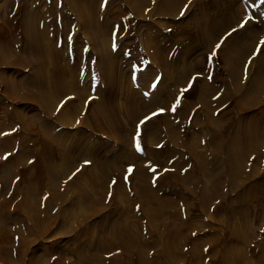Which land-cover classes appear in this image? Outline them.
I'll return each instance as SVG.
<instances>
[{"label":"rangeland","instance_id":"rangeland-1","mask_svg":"<svg viewBox=\"0 0 264 264\" xmlns=\"http://www.w3.org/2000/svg\"><path fill=\"white\" fill-rule=\"evenodd\" d=\"M124 1L125 0H115L113 3H110L108 10L114 8L113 11L115 14L111 15L108 11H106V9H103L105 11V15L96 23L98 24L96 25L98 28L100 24L99 36L103 38V40H106V49L110 50V54L108 52V56L115 53L111 56L112 59H117L115 61L113 60V65L112 63H107V66L104 62H99V55L90 52L93 44L92 41L90 42L88 40L90 38L89 33L81 27L79 20H77L75 16L70 17V19H66V22L69 21L67 23L69 25L66 26L77 28V31H65L64 33L59 32L58 35L54 36L55 38L44 39L46 42H54V44L59 40L61 42L64 41V46L60 50L61 55L63 54V58L61 57V60L59 61L60 69L55 73V77L63 81V88L66 95L62 94L59 96L61 97L60 99L57 98L54 99L55 102L52 101L55 106L50 112L42 110L43 113L41 114L39 112L40 108L38 107V104L31 103L32 100H30V96L27 94V89L23 90V88H19V86L21 87L20 78L34 72L35 67H21L18 64L20 57H14L12 59V55L9 56L11 59L8 62L3 64L0 63V137H3L4 140L0 139L5 141L4 143L6 145L9 146L11 144L10 146H12H9L10 149H12L5 153V157L2 156L4 161L7 160V162H5V165L0 164V171L4 173L6 170L5 167L10 165L11 170H6L7 180L9 181L11 177L14 176V184H12V187L8 185V187L6 186L0 189V264H34V262L35 264H66L65 262L70 264H81L82 262H85V258L90 255H99L100 258L103 259L101 262L104 261L101 264H264L262 263L264 262V258H262L261 255V253L264 252V194H262L264 193V190H261L264 189V184H257L258 180L264 179V168H262L264 167V163H260L256 159L251 160L242 156L240 158L241 161H238L237 164V170L239 173L237 172L238 175L235 179L236 182H234L233 185L224 180L225 177L224 174H222L223 172L219 173V179L216 177L217 180H213V178L211 180L209 174H201L203 178L202 181L204 180L203 185L208 183L205 187L215 188L214 186H217L219 181L221 184L218 185V190H220L221 186L224 187L219 191V193L221 192V196H216L215 200L209 199L210 201L208 200V205V201H202V197L199 199L198 196H200V194L194 189V186L196 185L189 186L187 182H182L181 178L178 176L180 171L183 170V167L180 169L183 164L178 163L177 161H180L182 157L189 158L197 151L199 153L204 151L202 153L206 152L209 154L208 152L213 150L211 144H204L201 140L202 137H206V133L210 135L212 128L208 125V121L206 120V116L204 114L205 111L202 109L203 111L200 112L202 106L201 102L204 101H196L199 89L204 86L203 91L205 94H208V92L214 90L213 88L216 86L220 90V93H225L229 81L228 75L226 74V67L229 63L220 57V48L216 50L215 55H211L215 48L210 52L203 44L202 36L199 33L196 34L192 26H189L188 24V27L192 30L185 29L184 31L180 29L182 27V21H186L187 18L190 19L192 15L198 16L200 5L186 3L185 5L187 6L184 5L185 7L183 6L182 10L184 14H180L179 16L177 15L178 18L172 23L171 20L173 18H170L171 16L168 17V15H162L158 12V10H153L151 12L148 11V14L142 13L138 14L140 16H136L130 7H128L129 5H126L127 2ZM243 1L244 0H235V3L237 5H242L241 3ZM251 1L253 2L254 0ZM202 3L210 13L215 10V7L210 6L207 0H202ZM120 7H124L123 10ZM68 9H65L63 4L58 3L53 9L54 14H51L46 0H0V43H8V41H11L13 46L18 50L23 47L25 44V36L21 27V20L22 17L27 14L26 12H28V18H30V20L36 21V27L38 26L42 31L46 32V30L49 29L48 31H50L51 29V21L58 19L59 21L61 20V22H64V11L70 13L72 11V9ZM251 17V24L253 23V30L251 31L256 34V31H258L257 28L260 27V20L264 19V12H260L258 8H255L254 15ZM66 26L65 30L68 29V27L66 29ZM81 34L84 37H82ZM58 36L60 37L59 40L57 39ZM114 39L117 46L115 50H113ZM147 39L148 42L146 43ZM221 41L223 40L218 39L219 43ZM48 43H45V45ZM159 44L161 45V48H164L160 50L162 55L160 52V55L159 53L156 55V46L159 47ZM46 53L48 54V61H51L52 58H49L51 56L47 50ZM23 54L21 56L26 57V55ZM112 59H110V61H112ZM153 59H157V62L158 59H162L163 62L168 60V64L170 62V64L173 65L171 66L169 64L171 66L170 67L165 64L164 70L166 71H164ZM50 61L47 62L49 66L51 65ZM154 61L157 64H155ZM183 63L186 66L181 67ZM197 64L200 66H197ZM100 65H102V69ZM189 65L193 66L192 68L195 67L194 70H192ZM173 66L175 70L173 69ZM177 67L179 68L176 70ZM180 67L181 70H179ZM188 67L192 71L188 70ZM51 70L52 69L48 70L46 67L43 72L45 79L53 77V72ZM115 71L118 72L116 73ZM163 71L165 73H163ZM171 71L173 72L171 73ZM239 71L241 70H238V74L240 73ZM119 72H121V74ZM192 72H196V75L195 73L193 74L195 77L191 75ZM103 73H106L107 76ZM145 73H152L154 75L151 74L150 77V74L146 75ZM246 73L252 74V68H246ZM102 74L105 78L104 76L102 77ZM182 74H187L185 78L188 76L186 78V81H188L184 86V89L188 90L182 91L180 89L179 93H176L177 95H175L173 92H175L176 89H173L174 85H171V82L175 79V75L177 79L178 76H183ZM163 75H167L168 78L164 81L165 85H162L163 87L158 90V85L162 81L161 77H163ZM169 75H171V78ZM100 76L102 78H100ZM113 76L116 77V79ZM117 76H120L121 78ZM197 76L198 78H196ZM105 79L108 80V82L106 85H103L106 83ZM117 79H120V81ZM167 79H170V81ZM72 80L75 81L72 82ZM178 80L180 81L179 78ZM205 82L208 83L205 84ZM98 83H100L101 87ZM108 83L110 84L108 85ZM76 84H79L78 86H80L79 88L81 91L83 90V92L87 94L88 100L85 99V101L84 99H80L78 95L74 93L75 88L72 86ZM130 84H132V86ZM141 84H143V86ZM154 84L155 87H153ZM48 85H50V83H48ZM95 85L99 86V88ZM207 85H210L211 87L208 86L207 89ZM133 86L141 89H143V87L146 88L142 94H150L153 97L149 95L146 96L145 94L143 97L146 96L148 98L151 97V99H156L151 100L154 102V104L152 103V107L149 105L150 108L148 107L147 109L146 105L139 102L137 98H135L134 101L128 102L126 97L128 96V93L131 92L130 89L131 87L133 88ZM114 87L115 89H113ZM121 87L124 89H121ZM102 88L104 89V92ZM107 89L108 92L114 91L112 93L110 92L111 94L109 95L110 97L112 95L113 101L107 98L109 96L105 95V91ZM117 89H119L118 92ZM156 91H158L157 93H160V95L155 93ZM162 91L165 93L163 92V94ZM167 91L168 93H166ZM169 91L172 94H170ZM96 92L99 95L102 94L100 96L101 99L98 94L96 95ZM211 92L207 95L209 98L211 97ZM120 93H122L123 96ZM113 95L115 96L113 97ZM172 95H179L180 97H178L180 99ZM138 96H140L139 93ZM170 96H172L173 101L176 98L177 101L179 99V103L176 102L179 107L175 104L176 106L174 108L177 112L174 111L175 114H173V116L171 115L172 117H175H169L168 120L166 119L168 121L167 122L163 119L165 118V114L162 108ZM103 98L106 99L107 103ZM158 101L159 105L161 104L162 106H158L156 104ZM136 102L138 105L140 104L139 107ZM210 102H221L220 104H222V101ZM237 102L238 101L235 100L229 102L225 101V104L223 106L221 105L222 108L220 107V110L230 111L227 112V119L225 118L226 121L225 119H223L224 121L221 120L222 125L220 133L222 135V139H228L231 135H233L234 129L241 117L243 120H246L251 113L252 119L254 118V120L264 117V110H262L264 109V97L259 100L256 108L248 115H243V113H240L239 108L236 109ZM234 103H236V105ZM155 104L157 105L156 107ZM231 104L232 106L233 104L235 105L233 110L230 108L228 109ZM111 106H115V108ZM10 107L13 112L15 111L14 113L17 112L16 117H20V119L17 117L16 122L11 123L8 117H6ZM141 107L143 110L145 109L144 112ZM115 109L116 111H119V113L114 112ZM186 110L188 111L187 114L184 112ZM154 113L156 115H153ZM181 115H184V117L182 116V120L180 118ZM187 116L188 118H186ZM184 119H188L186 123L189 121V124H186L185 127H180L182 121L185 123ZM141 121H144V123H141ZM163 121L164 123L166 122V124L170 123L172 125L171 127L173 129V133L176 131L174 135L169 132L167 133L165 130L163 132L160 131L161 129L159 130L160 132L158 131ZM9 122L10 125L8 124ZM114 123L121 124L123 126L122 129H115L117 125L114 126ZM173 127L176 130H174ZM51 128L54 129L55 133L63 135V145L67 144L68 146L72 141L75 140V142H78L79 140V148L77 150L74 149V152L77 155V158L74 160V165L84 166L85 169H95L92 164L87 163L88 157H91L94 152H96V154L98 153L97 155H105L106 157L115 154L134 156L135 158L132 157L134 158L132 159L133 161L125 158V161H119L118 163L115 161L117 164L114 163L115 166H121L123 169L122 171H124V175L126 174V176H124V182L126 183L123 182L124 184H122L119 189L116 187L117 191L114 187L116 184L115 180L108 181L106 188L103 183L102 186H93L86 177L85 171H80L78 168H76L75 171L73 170L74 172L72 171L68 174L67 172L69 170L65 169L64 163H61L59 158L60 149L57 146L49 148V145L46 143V140H48L50 136L49 133L44 131L45 129L49 130ZM124 128H126V130H124ZM177 128L184 129L178 130ZM3 129L8 131H4ZM5 134L11 135L5 138ZM208 134L207 137H209ZM255 134L254 135L257 136V133ZM51 135H53L54 139V133ZM138 135L140 140L139 151L135 146V138ZM259 135L260 134H258L256 139L253 137L252 142H254L255 146L259 147L262 153H264V149H262L264 148V144H262L264 143V140H262L264 139V136L260 135V140ZM235 137L237 138L238 143H236L235 148L237 153L236 157L238 159L239 155H242L241 153H244L245 155L248 153L246 149V145L248 143L247 140L241 138L243 135L240 136L239 132H236ZM131 139L133 143L130 141ZM192 144L194 145L196 152H194V150H189L190 147H192ZM261 145L262 148L260 147ZM43 147H45L44 152L46 151L45 149L48 148L47 150L50 151V156H52L54 160V167H56L60 177L62 176V178L65 179L63 183H60L57 189H53L51 191L49 190V180H51V176L49 175L48 170H46L47 164L44 162L42 156ZM183 147L186 151V156L184 149L182 150ZM243 148L245 150H243ZM241 149L243 150L242 152ZM179 153L180 155L178 157L177 155ZM183 154L184 156H182ZM166 155L168 159H166ZM18 156H23V158H19ZM153 156L157 159L155 160ZM151 157L154 161H159L160 163L154 171L148 167V164L143 162V160H146V163H152L153 159ZM174 157L175 159H173ZM243 158L247 161L243 160ZM187 160L188 159H185L184 161ZM220 160H225L223 150L219 152L218 162V171L221 166L223 168H221V171H223L227 167L224 168V161L221 163ZM1 161L2 160L0 159V162ZM30 161L32 162L30 163ZM126 161H130L128 162V165H126ZM175 161L176 163L174 164ZM131 162H134L135 164H131ZM171 164L173 165L171 166ZM247 164H249L248 167ZM139 165H142L141 167H143L142 171L144 173H150V179L152 182L154 178L157 177L158 179L162 176L160 178L161 184L169 188L167 191H164L162 187L154 188L156 185L154 186L150 181V188H152L150 190H157V192L154 191V193L157 195L159 194L158 198L157 195L154 194L155 196L153 199L155 200H151V203L146 199V197V200H144V197L142 198L139 188L140 185H144L142 183L147 181H143L134 174ZM176 165H178L179 169H177V167L175 168ZM196 165L197 164L195 163V165L191 167L193 168L192 172H194V168H197ZM160 166H162V168L164 166H168V168L165 167L167 170L164 168L162 170ZM171 167L173 169H171ZM206 167L212 169L211 167H213V165L210 163L207 164L205 168ZM238 167H240V169H238ZM250 168H252V171L256 170L254 172L255 175L253 174L252 178L250 177L249 180L242 182V173L245 174L247 171L249 172ZM129 169H131V171H129ZM189 170L188 173H191ZM162 171L164 174H159V172ZM166 171L168 174L172 171L173 174H171L179 180L174 176L173 178L171 174L169 175H171L172 178L168 176ZM240 173L241 175L239 176ZM181 174L179 175L182 176ZM238 176L240 178H238ZM71 179H75V182L73 180L71 181ZM169 179H172V181L170 182ZM164 180L165 183L162 182ZM167 181L170 182V186H168L169 182L167 183ZM221 181H225L223 182V185L225 184L227 187L223 186ZM214 182L217 183L214 184ZM145 184L148 185L149 183ZM78 185H80L83 190L88 189V191H85L91 193L90 196L97 198L94 199L92 206L84 197L83 190L78 189ZM232 186L234 187L231 188ZM259 187H262L260 188V191ZM103 189H108L109 196L102 200L100 195H102L101 192ZM225 189L227 191H225ZM255 189L257 191H255ZM1 190H3V192H1ZM96 190L97 193H99L98 191L100 190L101 194L95 193ZM112 190H115L116 193L115 191L112 193ZM119 190L122 191L120 192ZM165 192L167 193L165 194ZM233 192L236 193V195H234L235 193L233 194L235 197L231 195ZM243 192H246V196ZM33 194L34 198H32ZM114 194H116V196ZM184 195L185 197H183ZM243 196L247 199L245 198L244 200ZM30 197L34 199V201H32ZM239 197L243 200H240ZM39 198H42L41 200L47 199V201H50L52 209L48 212L50 215L48 218L41 220L37 225H35L34 222L29 219L31 215L29 214L30 210L26 209L28 208L26 201L30 203L32 201V203H36V206H38ZM24 199L27 200L25 201ZM236 200H239L238 205L235 204L237 202H234ZM246 200L248 202H245ZM242 201L245 202V204L242 203ZM203 203L206 204L204 206L200 205ZM156 204L157 206H154ZM201 206L202 208H200ZM207 206L210 209H207ZM156 207H159V209ZM162 207L165 208L163 209ZM178 207H182L181 210ZM169 208L170 210H168ZM151 209L152 212L149 211ZM25 219L27 222L33 223L29 224L31 229H28V224H24L21 226L22 228L19 227L21 221H24L25 223ZM123 222L128 226V230L130 231L128 234L132 237L136 236L135 239L134 237L129 238L125 235H120L122 238L118 237L117 240H115L116 238L111 237L115 229H113L114 225L118 226V224H120L119 226L122 227L121 225ZM173 224H175V227H173ZM112 239L117 241L118 245L115 244V241L113 244ZM131 240L133 244L131 243ZM138 242L141 244L139 245ZM110 244L112 245L110 246L112 247L111 249L109 247ZM125 244L129 245L127 246ZM129 246L130 248H128ZM96 248H98V250ZM141 248L144 251H141ZM126 249L130 252L129 254H127ZM138 253H142L141 256ZM165 255L168 256L165 257Z\"/></svg>","mask_w":264,"mask_h":264},{"label":"bare ground","instance_id":"bare-ground-1","mask_svg":"<svg viewBox=\"0 0 264 264\" xmlns=\"http://www.w3.org/2000/svg\"><path fill=\"white\" fill-rule=\"evenodd\" d=\"M115 0H46V3L48 4V8H49V10H50V12H51V14H54V11H53V9H54V7H55V5L56 4H58V3H61V4H63L64 5V8L65 9H72V11H71V13L70 12H65L64 11V13H65V19H64V22H61V20L59 21L58 19L57 20H55V21H51V23H50V26H51V29H50V31H48V30H46V32L45 31H42L38 26L36 27V21H32V20H30V18H28V12H26L27 14L26 15H24L23 17H22V20H21V27H22V29H23V34H24V36H25V44L23 45V47L22 48H20L19 50L17 49V48H15L14 46H13V43L11 42V41H8V43H0V63L1 64H3V63H6V62H8L10 59H11V57H9L10 55H12V59L15 57H20V61H19V65L21 66V67H24V68H26V67H28V66H31L32 68L33 67H35L34 68V72H31V73H29V74H27L26 76H23L22 78H20V85H21V87L19 86V88H23V90H25V89H27V94H28V96H30V100H32L31 101V103L32 104H38V107L40 108V110H39V112L42 114L43 113V111L42 110H44L45 112L46 111H48V112H50L51 110H52V108L55 106V104L52 102V101H54V99H57V98H61V97H59L60 95H62V94H65V91H64V88H63V81L62 80H59L57 77H55V73L60 69V65H59V61L61 60V57L63 58V54L61 55V49L63 48V46H64V41H60L59 40V36L57 37V39L60 41H58V42H55V44H54V42L52 43L51 41V43H48V42H46V40H44V39H50V38H55L54 36L55 35H58L59 34V32L61 33V32H65V31H77L76 29L77 28H72V26H66V25H69V24H67L68 22H66V19L67 18H69L70 19V17H73V16H75L76 17V19L77 20H79V22H80V25H81V27L83 28V29H85V30H87V33H89V36H90V38L88 39L90 42L92 41V44H93V46H91V53H95V54H98L99 55V57H100V60H99V62L101 61V63H103L104 62V64L105 65H107V63H109V64H111L112 62H113V60L115 61V60H117V59H112L111 58V56L113 55V54H115V53H113L112 55H109L108 56V52L110 51V50H108V49H106V46H105V44H106V40H103V38H101L99 35V28H100V24H99V28L96 26V25H98V24H96L97 22H98V20H100V19H102V17L105 15V9H106V11H108V13L109 14H115V12L113 11V9H111V10H108V7L110 6V3H113ZM123 1V0H122ZM126 2H127V4L126 5H129L128 7H130V9L135 13V15L137 16L138 14H142V13H147L148 11L149 12H151V11H153V10H158V12H160L162 15H168V17H170V18H173L172 20H171V22L173 23V21L175 20V19H177L178 18V16L181 14V12H182V10H183V6L186 4V3H188V4H196V5H200V11L198 12V16L197 15H192V17L189 19V18H187L186 19V21L184 20V21H182V23H181V25H182V27L180 28L181 30H184L185 31V29L186 30H188V29H190L189 27H188V24H189V26H192L193 27V29H194V32L197 34V33H199L201 36H202V42H203V44L208 48V50L211 52V50H213L214 48H216V45L217 44H220L221 46L219 47L220 48V57L224 60V61H227L229 64H228V66L226 67V74L228 75V85H227V90L225 91V93H220V90L215 86H213L214 88V90H211L210 92L212 93L211 94V97L209 98L207 95L210 93V92H208V94L206 93L205 94V92L203 91V87L202 88H200L199 89V91H198V94H197V100L196 101H204V102H201L200 104L202 105L201 106V111L200 112H202L203 110L205 111V116H206V120L208 121V125H210L209 127H211L212 128V132H210V135L208 134V133H206L205 135H206V137L204 136V137H202V139L200 138V136H202V135H200L199 136V138L202 140V142H204V144L206 143H208V144H211L212 145V148H213V150L211 151V152H208L209 154H207L206 152L205 153H202V152H204V151H202L201 153H199L198 151L196 152L195 150V148H194V145L192 144V147H190V149L189 150H191V151H193L194 150V152H196V153H193V156H190L189 158L188 157H184L185 159H188L187 161H184L185 159L182 157V159L180 160V161H177L178 163H181V164H183V165H181V168L180 169H182V167H183V170L182 171H180V173L179 174H181L182 176H180L179 174H178V176L181 178V181L182 182H187V184L189 185V186H193V185H196V186H194V189L195 190H197L198 192H199V194H200V196H198L199 197V199H200V197H202L201 199H202V201H208L209 199L210 200H215V197L216 196H221V192L219 193V191L221 190V188H224V187H222L221 186V188H220V190H218V185H220L221 183H220V181H219V184L217 185V186H214L215 188H209V187H205L206 185H208V183L207 184H205V185H203V181H202V176H201V174L203 175H205V174H209V176L211 177V180H212V178H213V180H217L216 179V177L218 178V176H219V173L221 172H223L222 174H224V177H225V181H228L229 182V184L231 183L232 185H233V183L234 182H236L235 181V179H236V177H237V172L239 173V171L237 170V164H238V161L240 162L241 160H240V158L243 156V157H245V158H247V159H256L258 162H262V163H264V153H262V151H261V149L259 148V147H256L255 146V144H254V142H252L253 141V137L256 139V137L258 136V134H260V135H262V136H264V126H262V125H264V117H261L260 119H258V120H254V118L252 119V113L250 114V116L248 117V119L246 118V120H243V118L241 117V119L238 121V123H237V125H236V127H235V129H234V133H233V135H231V137L230 138H228V139H225V138H223L222 139V135H221V133H220V129H221V125H222V122H221V120H223V119H225L226 118V115H227V112H230L229 110L228 111H225V110H220V107H221V105L223 106L224 104H225V101H238L237 102V105H236V103H234L235 105H236V109L237 108H239L238 110L240 111V113H243V115H248L250 112H252L255 108H256V106L258 105V103H259V100H261L262 99V97H264V45H262L261 44V41H264V19H262V20H260L261 22L259 23L260 24V27L259 28H257V30L258 31H256V34H254V33H252V31L251 30H253V28H252V25H253V23L251 24V16H253L254 15V12H255V8H258L259 9V11L260 12H264V0H254L253 2L251 1V0H244L241 4L242 5H237L236 3H235V0H207V2H208V4L210 5V6H213V7H215V10L212 12V13H210L209 11H207V9H206V7L203 5V3H202V0H125ZM124 1V2H125ZM120 3V2H119ZM141 3H142V5H141ZM122 5V4H121ZM125 5V4H124ZM125 5V6H126ZM114 6V5H113ZM112 6V7H113ZM123 6V5H122ZM185 6H187V5H185ZM184 6V7H185ZM51 7H52V10H51ZM141 7V8H140ZM120 8H122V7H120ZM124 8V7H123ZM123 8H122V10H123ZM68 9V10H69ZM104 9V10H103ZM121 10V9H120ZM116 12H118V11H116ZM157 12V13H158ZM63 13V14H64ZM107 13V12H106ZM133 14V13H132ZM148 14V13H147ZM178 15V16H177ZM135 16V17H136ZM138 16H140V15H138ZM262 16V15H261ZM111 18V17H110ZM68 19V20H69ZM238 19V20H237ZM237 20V21H236ZM240 21V22H239ZM245 21H247V23H245ZM253 22V21H252ZM53 23V24H52ZM64 23V24H63ZM77 23V22H76ZM244 24V27H240V25L241 24ZM251 24V25H250ZM179 25V24H178ZM65 26H66V29H67V27H68V29L67 30H65ZM178 27H180V26H178ZM233 29H235V31H233ZM190 30H192V29H190ZM255 30V29H254ZM81 31V30H80ZM79 32V31H78ZM82 32V31H81ZM83 32H85V31H83ZM68 33V32H67ZM86 33V32H85ZM78 34H80V33H78ZM82 35V34H81ZM87 35V34H86ZM82 37H84L83 35H82ZM84 39V38H83ZM148 39H149V37H148ZM148 39H147V41H146V43L148 42ZM218 39L220 40H223V41H221L220 43L218 42ZM85 40V39H84ZM45 41V42H44ZM88 41V42H89ZM87 42V43H88ZM45 43H48L47 45H45ZM161 44V43H160ZM159 44V47H157L156 45V55H157V53H159L160 52V50L161 49H164V48H161V45ZM107 45V44H106ZM14 47V48H13ZM164 47V46H163ZM81 48H82V46H81ZM160 48V49H159ZM46 50L48 51V53H49V55L51 56V57H49L50 59L52 58V60L50 61V66H49V64H47V62H49L48 61V54L46 53ZM89 51V50H88ZM63 52V51H62ZM25 54L26 55V57L24 56V57H22L21 55L22 54ZM87 53V52H86ZM112 53V52H111ZM161 53V52H160ZM160 53H159V55H160ZM163 53H164V50H163ZM166 53V52H165ZM5 54H9V55H5ZM23 54V55H24ZM85 54V53H84ZM109 54H110V52H109ZM118 54V53H117ZM86 55V54H85ZM161 55H162V53H161ZM116 56V55H115ZM118 56V55H117ZM109 57H110V59H112V61H110V59H109ZM158 57H160V56H158ZM165 57L167 58V56L165 55ZM120 58V57H119ZM160 59V58H159ZM158 59V62H157V59H153V60H155L154 62H155V64H157V65H159L160 67H161V69H163L164 70V65L166 64V65H168V66H170L171 64H170V62H169V64H168V60L166 61L165 60V62H163L162 61V59L161 60H159ZM169 59V58H168ZM200 60H201V58H200ZM196 62H199V61H196ZM100 63V64H101ZM116 63V62H115ZM115 63H114V65H115ZM226 63V62H225ZM192 64V63H191ZM103 65V64H102ZM102 65H100V67L102 66ZM112 65H113V63H112ZM111 65V66H112ZM173 65V64H172ZM171 65V66H172ZM175 65H177V64H175ZM201 65H202V62H201ZM99 66V65H98ZM108 66V65H107ZM110 66V67H111ZM158 66V67H159ZM170 66V67H171ZM183 66H186V65H184V63H183V65L181 66V67H183ZM193 66H194V64H193ZM193 66H190L189 65V67H193ZM197 66H200V65H198L197 64ZM46 67L48 68V70H50V69H52L51 71L53 72V77H50V78H47V79H45V77L43 76V72H44V70L46 69ZM170 67H168V68H170ZM181 67H180V69L179 70H181ZM188 67V70H190V71H192V70H194V68H192V70L190 69ZM248 67H251L252 68V74H247L246 73V68H248ZM179 67H177L176 68V70L178 69ZM198 68H200V67H198ZM225 68V67H224ZM101 69H102V67H101ZM158 69V68H157ZM173 69L175 70V68H174V66H173ZM169 70V69H168ZM238 70H241V71H239L240 73L238 74ZM103 71V70H102ZM120 71V70H119ZM164 71H166V70H164ZM163 71V73H165ZM116 72V71H115ZM114 72V73H115ZM118 72V71H117ZM116 72V73H117ZM151 72V71H150ZM173 71H171V73H172ZM175 72V71H174ZM178 72V71H177ZM187 72V71H186ZM102 73V72H101ZM107 73V72H106ZM106 73L104 74L105 76H107L106 75ZM110 73V72H109ZM113 73V74H114ZM115 73V74H116ZM120 74H121V72H119ZM162 73V74H163ZM170 73V72H169ZM179 73V72H178ZM195 73V75H196V72H192V74L191 75H193ZM102 74V77L104 76ZM119 74V75H120ZM146 74V73H145ZM147 74H150V73H147ZM146 74V75H147ZM152 74V73H151ZM151 74H150V77H151ZM188 74V73H187ZM187 74H182L183 76H178V78L180 79V81L178 80V78L176 79V75H175V79L174 80H172V84L171 85H174V87H173V89L175 90V92H173V94H175V95H177L178 93H179V90L181 89V90H183L184 89V86H185V84H186V82L188 81H186V78L188 77H186L185 78V76L187 75ZM101 75V74H100ZM152 75H154V74H152ZM180 75V74H179ZM74 76V75H73ZM105 76H104V78H105ZM111 76V75H110ZM149 76V75H148ZM173 76V75H172ZM194 76V75H193ZM101 76H100V78H102ZM108 77H109V75H108ZM108 77H107V79H108ZM114 77V76H113ZM117 77H120V76H117ZM121 77H122V75H121ZM120 77V78H121ZM129 77V76H128ZM154 77V76H153ZM169 77L171 78V75H169ZM195 77V76H194ZM103 78V79H104ZM110 78V77H109ZM115 79H116V77H114ZM166 78H168L167 77V75H163V77H161V79H162V81L160 82V84L158 85V90H159V88L161 89L163 86L162 85H165L164 84V81H165V79ZM192 78V77H191ZM196 78H198V76L196 77ZM114 79V80H115ZM145 79V78H144ZM146 79H147V77H146ZM118 81H120V79H117ZM129 80V79H128ZM141 80H143V79H141ZM150 80V79H149ZM167 80H169L170 81V79H167ZM19 81V80H18ZM73 81H75V80H72V82ZM105 81H106V83L105 84H103V85H106L107 84V82H108V80H106L105 79ZM151 81V80H150ZM116 82V81H115ZM142 82V81H141ZM144 82V81H143ZM18 83V82H17ZM48 83H50V85H48ZM77 83V82H76ZM117 83H119V82H117ZM137 83H139V82H137ZM167 83V82H166ZM208 83V82H207ZM206 82H205V84H207ZM99 84V86H100V83H98ZM110 83H108V85H109ZM114 84V83H113ZM116 84V83H115ZM170 84V83H169ZM73 85V84H72ZM71 85V86H72ZM79 84H76V85H74V86H72V87H74L75 88V92L74 93H76L77 95H78V97L80 98V99H86V100H88V96H87V94L85 93V92H83V90L81 91V89L79 88L80 86H78ZM93 85V84H92ZM102 85V86H103ZM107 85V86H108ZM116 85H118V84H116ZM128 85V84H127ZM131 86H132V84H130ZM142 86H143V84H141ZM140 85V86H141ZM170 85V86H171ZM76 86V87H75ZM95 86H97V85H95ZM99 86H97L98 88H99ZM113 86H115V85H113ZM112 86V87H113ZM129 86V85H128ZM142 86H141V88H142ZM208 86L209 87H211L210 85H207L206 86V88L208 89ZM18 87V86H17ZM51 89H50V88ZM101 87V86H100ZM106 87V86H105ZM108 87H110V86H108ZM119 87V86H118ZM147 87V86H146ZM149 87V86H148ZM90 88L92 89V87L90 86ZM104 88V87H103ZM102 88V89H103ZM107 88V87H106ZM117 88V87H116ZM129 88V87H128ZM127 88V89H128ZM133 88H135L134 86H133ZM132 87H131V89H130V91L131 92H129L128 93V96L126 97V99H128V102L129 101H134V99L135 98H137L138 100H139V102H141L142 104H144V105H146V108L148 109V107H149V105H150V107H152V103L154 104V102H152L151 100L153 99H151V97L150 98H148V97H146V96H152V95H150V94H148V95H146V93H144L146 96V98L145 97H143V95L144 94H142L143 93V91L146 89V88H144L143 87V89H141V88H138V87H136L135 89H133ZM138 88V89H137ZM105 89V88H104ZM104 89H103V92H104ZM112 89V88H111ZM113 89H115V87L113 88ZM121 89H124V88H122L121 87ZM139 89H141V90H139ZM171 89H172V87H171ZM172 89V90H173ZM86 90V89H85ZM93 90V89H92ZM99 90V89H98ZM118 90L119 89H117V92H118ZM157 90V89H156ZM170 90V89H169ZM172 90H170V91H172ZM173 90V91H174ZM205 90V89H204ZM102 91V90H101ZM148 91V90H147ZM153 91H155V90H153ZM169 91V92H170ZM177 91V92H176ZM87 92V91H86ZM102 92V93H103ZM111 93L112 92H114V91H110ZM110 92H108V89L105 91V95H107V96H109L111 93ZM122 92V91H121ZM158 91H156L155 93H157ZM160 92V91H159ZM164 91H162V93H163ZM207 92V91H206ZM22 93V92H21ZM123 93V92H122ZM122 93H120L122 96H123V94ZM138 93H139V95L140 96H138ZM161 93V94H162ZM165 93V92H164ZM163 93V94H164ZM166 93H168V91L166 92ZM177 93V94H176ZM181 93H182V91H181ZM184 93V92H183ZM98 93L96 92V95H97ZM101 94V93H100ZM158 95H160V93H157ZM162 94V95H163ZM170 94H172L171 92H170ZM169 94V95H170ZM66 95V94H65ZM99 95V94H98ZM102 95V94H101ZM101 95H99V97L101 96ZM105 95H104V97H105ZM135 95H137V96H135ZM165 95H167V94H165ZM182 95V94H181ZM64 96V95H63ZM115 95H113V97H114ZM121 96V97H122ZM135 96V97H134ZM172 96H174V95H172ZM172 96H170L169 98H168V100H166V103L164 104V107L162 108L163 110H164V114H165V118H163V119H165V121H167L168 120V118L169 117H172L173 116V114H175L174 113V111L175 110H173V109H175L174 107L177 105L178 106V101H179V97L178 96H174V97H177V98H179L178 99V101H177V98L173 101V98H172ZM103 97V96H102ZM153 97V96H152ZM168 97V96H167ZM108 99H111L112 100V95H111V97L109 96V97H107ZM123 98V97H122ZM27 99H28V97H27ZM100 99H101V97H100ZM103 99H105V98H103ZM114 99V98H113ZM123 99H125V98H123ZM155 99V98H154ZM153 99V100H154ZM166 99V98H165ZM85 100V101H86ZM156 100V99H155ZM162 100V99H161ZM184 100V99H183ZM102 101V100H101ZM105 101H106V99H105ZM110 101V100H109ZM113 101V100H112ZM125 101V100H124ZM160 101V100H159ZM159 101L156 103L158 106H162L161 104L159 105ZM164 101V100H163ZM185 101H187V100H185ZM210 101H222V104H220L219 102H210ZM55 102V101H54ZM99 102V101H98ZM160 102H162V101H160ZM176 102H178L177 104H176ZM183 102V101H182ZM199 102H197V103H199ZM106 103H107V101H106ZM108 103H110V102H108ZM112 103V102H111ZM125 103H126V101H125ZM133 103V102H132ZM135 103V102H134ZM137 103V102H136ZM163 103V102H162ZM195 103V102H194ZM196 103V104H197ZM155 104V107L157 106ZM176 104V105H175ZM182 104V103H181ZM233 104V106H232V104H231V106L230 107H228V109L230 108L231 110H233L234 109V105ZM99 105H100V103H99ZM111 105V104H110ZM129 105H131V104H129ZM128 105V106H129ZM137 105H138V103H137ZM140 105V104H139ZM139 105H138V107H139ZM195 105V104H194ZM198 106H199V104H198ZM237 106H239V107H237ZM111 107H113V108H115V106H111ZM127 107V106H126ZM149 107V108H150ZM154 107V108H155ZM179 107V106H178ZM182 107V106H181ZM193 107V106H192ZM98 108V107H97ZM106 108V107H105ZM142 108V107H141ZM143 108H144V106H143ZM143 108H142V110H143ZM160 108V107H159ZM183 108V107H182ZM184 108H186V107H184ZM199 108V107H198ZM222 108V107H221ZM102 109V108H101ZM128 109V108H127ZM129 109H131V108H129ZM146 109V110H147ZM188 109V108H187ZM203 109V110H202ZM262 109V108H261ZM98 110V109H97ZM118 110V109H117ZM138 110H140V109H138ZM145 110V109H144ZM144 110H143V112H144ZM152 110H153V108H152ZM262 110H264V109H262ZM102 111H103V109H102ZM133 111V110H132ZM235 111V110H234ZM7 112V111H6ZM15 112V111H14ZM13 112V110H12V108L10 107V110L8 111V113H7V116L6 117H8V119L10 120V122L12 123V122H16L17 121V117H16V113H14ZM101 112V111H100ZM114 112H118L119 113V111H116V109L114 110ZM131 112V111H130ZM163 112V111H162ZM175 112H177V111H175ZM186 114H187V110L186 111H184ZM115 113V114H116ZM128 113V112H127ZM133 113H134V111H133ZM183 113V112H182ZM184 113V114H185ZM191 113V112H190ZM262 113V112H261ZM96 114V113H95ZM99 114V113H98ZM103 114V113H102ZM121 114V113H120ZM119 114V115H120ZM132 114V113H131ZM179 114V113H178ZM181 114V113H180ZM203 114V113H202ZM259 114H260V112H259ZM117 115V114H116ZM172 115V116H171ZM229 115V114H228ZM256 115V114H255ZM95 116H97V115H95ZM132 116V115H131ZM182 116L184 117V115H181V120H182ZM186 116V115H185ZM189 116V115H188ZM188 116L186 117V118H188ZM102 117V116H101ZM107 117V116H106ZM175 117V116H174ZM174 117H172V118H174ZM246 117V116H245ZM251 117V118H250ZM19 119H20V117H18ZM105 118V117H104ZM108 118V117H107ZM117 118V117H116ZM228 118H229V116H228ZM167 119V120H166ZM227 119V118H226ZM226 119H225V121H226ZM257 119V118H256ZM110 120V119H109ZM108 120V121H109ZM170 120V119H169ZM185 120V119H184ZM188 119H186L185 120V123L182 121L181 122V126L180 127H185L186 126V124H189L188 122L186 123V121H187ZM190 120V119H189ZM206 121V122H207ZM224 121V120H223ZM10 122L8 123L9 125H10ZM121 122V121H120ZM120 122H118V123H120ZM168 122V121H167ZM170 122V121H169ZM5 123H7V122H5ZM110 123V122H109ZM224 123V122H223ZM8 124H6V125H8ZM115 124V123H114ZM162 125H160V127H159V129H158V131L160 130V131H166L167 133L169 132V133H172L173 135H174V133L176 132H174L173 133V129H172V125L170 124V123H168V124H166V122L164 123V121H163V123H161ZM8 125V126H9ZM14 125V124H13ZM46 125V124H45ZM49 125V124H48ZM117 125V127H115V129L116 128H118L119 130L120 129H122V125L121 124H115L114 126H116ZM12 126V125H11ZM177 127V126H176ZM179 127V126H178ZM260 127V128H259ZM46 128V127H45ZM174 128V127H173ZM208 128V127H207ZM7 129V128H6ZM6 129H3L4 131H8V130H6ZM178 129V128H177ZM179 129H181V128H179ZM178 129V130H179ZM182 129H184V128H182ZM181 129V130H182ZM124 130H126V128H124ZM174 130H176L175 128H174ZM177 130V131H178ZM159 131V132H160ZM209 131V130H208ZM211 131V130H210ZM43 132V131H42ZM44 132H46V133H49V138H48V140H46V143L49 145V148L50 147H53V146H57L59 149H60V154H59V158H60V161H61V163H64V166H65V169L66 170H69L68 172L66 171V170H64V171H66L68 174L70 173V172H72L73 170L75 171V169L76 168H78L80 171H85V173H86V177L89 179V181H90V183L93 185V186H102V183H103V185L107 188V185H108V181H110V180H115V185H114V187H115V189H116V187H118V189L121 187V185L122 184H124V183H126V182H124V176H126V174L124 175V171H122L123 169L121 168V166H115L114 165V163H118L119 161H125V158L126 159H134L135 157L134 156H129L128 154V156H126V155H124V154H121V155H119V154H115V155H111V156H109V157H106L105 155H103V156H100V155H97L96 154V152H94V154L91 156V157H88V161H87V163H90V164H92V166L96 169H92V168H90V169H85V167L84 166H78V165H74V160L77 158V155L75 154V152H74V149H78L79 148V140H78V142H75V140L74 141H72L71 143H70V145H68L67 146V144L65 145H63V142H62V139H63V135L62 134H60V133H55V131H54V129L53 128H51V129H45V131ZM161 132V133H162ZM165 132V133H166ZM236 132L238 133H240V136L241 135H243V137H241V138H244L245 140H247V145H246V149H247V154L245 155L244 153H241L242 155H239V157H238V159H237V153H236V143H237V138L235 137L236 136ZM53 134L54 133V139H53V135H51V134ZM255 133H257V136H255L254 134ZM57 134V135H56ZM207 134L209 135V137H207ZM11 134H5L4 135V137L5 138H7V136H10ZM254 135V136H253ZM260 135H259V139H260ZM81 136V135H80ZM45 137H46V135H45ZM124 137V136H123ZM1 139H3L4 140V138L3 137H0ZM0 139V159L3 161H1L0 162V164H4L5 165V162H7V160L6 161H4V158H2V156L3 157H5V153L7 152V151H9V150H11L10 149V147H12V146H8V145H6L4 142L5 141H2ZM125 140H127L126 138H124ZM254 139V140H255ZM200 140V141H201ZM241 140V139H240ZM261 140V139H260ZM262 140H264V139H262ZM102 141V140H101ZM105 141V140H104ZM130 141H132V139L130 140ZM129 141V142H130ZM199 141V140H198ZM238 141H239V139H238ZM256 141V140H255ZM201 142V143H202ZM262 142V141H261ZM12 143V142H11ZM122 143V142H121ZM132 143H133V141H132ZM135 143V142H134ZM198 143V142H197ZM200 143V142H199ZM9 144V143H8ZM103 144H104V142H103ZM128 144V143H127ZM238 144V143H237ZM262 144H264V143H262ZM123 145V144H122ZM259 145V144H258ZM104 146V145H103ZM196 146V145H195ZM201 146V145H200ZM205 146H207V145H205ZM241 146V145H240ZM240 146H239V148H240ZM243 146V145H242ZM196 147H198V146H196ZM238 147V146H237ZM261 148H262V145L260 146ZM44 148L45 147H43V150H42V156H43V159H44V162H46V164H47V169L46 170H48V173H49V175L51 176V180H49L50 181V186H49V190L51 191V190H53V189H57L58 188V186L60 185V183H63L64 181H65V179L64 178H62V176L60 177V174H58V171L56 170V167H54V165H53V162H54V160H53V157L52 156H50L51 154L49 153L50 151H48L47 149L48 148H46L45 150L47 151H45L44 152ZM100 148V147H99ZM98 148V149H99ZM186 149H188L187 147H185ZM98 149H97V151H98ZM124 149H126V148H124ZM184 149V147L182 148V150ZM262 149H264V148H262ZM54 150V149H53ZM75 150V151H76ZM223 150V152H224V158H225V160H223L224 161V164L223 165H225V166H223L224 168L225 167H227L226 169H224L223 171H221V168H222V166H221V168H220V170L218 171V167H219V165H218V162H219V152L220 151H222ZM243 150H245L244 148H243ZM242 149H241V152L243 151ZM57 151V150H56ZM91 151V150H90ZM121 151H122V149H121ZM184 151H185V149H184ZM184 151H183V153H184ZM209 151V150H208ZM238 151V150H237ZM41 152V151H40ZM78 152V151H77ZM92 152V151H91ZM163 152H165V151H163ZM171 152V151H170ZM170 152H169V154H170ZM175 152H177V151H175ZM245 152V151H244ZM39 153V152H38ZM46 153V154H45ZM121 153V152H120ZM167 153H168V151H167ZM173 153H174V151H173ZM238 153H240V152H238ZM169 154H167V155H169ZM172 154V153H171ZM134 155V154H133ZM148 155H150V154H148ZM167 155H166V157H167ZM179 155H180V153L177 155L178 157H179ZM187 154H186V151H185V156H186ZM190 155V154H189ZM41 156V157H42ZM159 156V155H158ZM172 156V155H171ZM182 156H184V154L182 155ZM19 157V156H18ZM132 157H134V158H132ZM154 157V159H155V156H153ZM170 157V156H169ZM221 157V156H220ZM19 158H23V156L22 157H19ZM152 158V157H151ZM164 158V157H163ZM212 158V159H211ZM153 159V158H152ZM154 159H153V162L151 163L150 161V163H146V160H143V162H145V164H148L149 166L148 167H150L152 170H154L155 168H157L158 167V165L160 164L159 163V161L157 162V161H154ZM157 159V158H156ZM155 159V160H156ZM166 159H168V157L166 158ZM171 159H172V157H171ZM173 159H175V157L173 158ZM184 159V160H183ZM49 160V161H48ZM163 160V159H162ZM169 160H170V158H169ZM177 160V159H176ZM179 160V159H178ZM243 160H246V159H244L243 158ZM116 161V162H115ZM133 161V160H132ZM136 161V160H135ZM161 161V160H160ZM165 161V160H164ZM168 161V160H167ZM221 161V160H220ZM223 161H221V163L223 162ZM247 161V160H246ZM245 161V162H246ZM248 161H250V160H248ZM255 161V160H254ZM127 162V164L126 165H128V162H130V161H126ZM141 162V161H140ZM142 162V163H143ZM148 162V161H147ZM166 162V161H165ZM165 162H164V164H165ZM172 162V161H171ZM185 162V163H184ZM193 162H195L197 165V168H194V172H192V169L193 168H191L192 166H194L195 165V163H193ZM214 162H217V163H214ZM243 162V161H242ZM116 163V164H117ZM134 163V162H133ZM132 162H131V164H133ZM161 163H162V161H161ZM167 163V162H166ZM173 163V162H172ZM176 163V161L174 162V164ZM211 163V165H213V167H211L212 169H210V168H205V166L207 165V164H210ZM214 163V164H213ZM221 163H219V164H221ZM260 163H258V164H260ZM57 164V163H56ZM135 164V163H134ZM169 164V163H168ZM170 165V164H169ZM173 164H171V166H172ZM179 165V164H178ZM178 165H176L175 166V168L177 167V169H179L178 168ZM244 165V164H243ZM130 166H132V165H130ZM140 167L142 166V165H139ZM138 166V168L135 170V176L136 177H138V178H140V179H142L143 181H147V182H145V183H149L148 185L147 184H145V183H142V184H144L143 186L142 185H140V191H141V195H142V198L144 197V200H148L150 203H151V200H155V199H153V197L155 196V195H157V194H155L154 193V191H156L157 192V190H154V191H152V190H150V189H152V188H150V181H151V179H150V173H144L143 171H142V168L143 167H139ZM163 166V165H162ZM162 166H160L161 168H162ZM241 166V165H240ZM246 166V165H245ZM249 166V164H247V167ZM3 167V166H2ZM165 167L166 168H168V166H164L163 168L165 169ZM174 167V166H173ZM180 167V166H179ZM188 167H189V169H188ZM202 167H204V168H202ZM209 167V166H208ZM241 167H243V166H241ZM246 167V168H247ZM251 167V166H250ZM253 167V166H252ZM160 168V169H161ZM163 168H162V170H163ZM254 168V167H253ZM262 168H264V167H262ZM5 169L7 170V171H10L11 170V167H10V165H7L6 167H5ZM159 169V168H158ZM171 169H173L172 167H171ZM176 169V170H177ZM186 169H187V171H186ZM208 169H210V170H208ZM223 169V168H222ZM238 169H240V167H238ZM248 169V168H247ZM246 169V170H247ZM252 168H250L249 169V172L247 171L245 174L244 173H242L243 174V177H242V179L241 180H243L242 182H245V181H247V180H249V178L251 177L252 178V176H253V174H254V172L256 171H252L251 170ZM257 169V168H256ZM6 170H5V172L3 173V172H1L0 171V189L1 188H3V187H8V185L9 186H11L12 187V184H14V182H13V177L14 176H12L11 177V179L8 181L7 180V177H6ZM125 170V169H124ZM165 170H167V169H165ZM164 170V171H165ZM188 170L189 171H191V173H188ZM254 170V169H253ZM73 171V172H74ZM158 171V170H157ZM170 171V170H169ZM212 171V172H211ZM47 172V171H46ZM245 172V171H244ZM258 172V171H257ZM9 173V172H8ZM160 173H163L164 174V172L162 171V172H159V174ZM171 173H172V171H171ZM171 173H169V174H171ZM166 174H168L167 173V171H166ZM168 174V176H170L171 177V175L173 174H171V175H169ZM213 174V175H212ZM216 174H217V176H216ZM241 175V173L239 174V176ZM255 175V174H254ZM153 176V175H152ZM161 176V175H160ZM159 176V177H160ZM165 176V175H164ZM174 175H172V177H173ZM177 176V175H176ZM238 176V178H240ZM162 177V176H161ZM160 177V178H161ZM171 177V178H172ZM175 177V176H174ZM173 177V178H174ZM204 177V176H203ZM152 178V177H151ZM160 178H158L157 179V177L156 178H154L153 179V182H152V184L155 186L154 188H157V187H162L163 188V190L164 191H167L169 188H167V187H165L163 184H161V179ZM175 178H177V177H175ZM222 178V177H221ZM220 178V179H221ZM150 179V180H149ZM160 179V180H159ZM165 179V178H164ZM178 179V178H177ZM205 179V178H204ZM219 179V178H218ZM68 180V179H67ZM74 181L75 182V179H71V181ZM170 180V182L172 181V179H169ZM174 180V179H173ZM179 180V179H178ZM208 180V179H207ZM238 180V179H237ZM250 180H252V179H250ZM107 181V182H106ZM125 181H126V179H125ZM149 181V182H148ZM225 181H221L222 182V185H223V182H225ZM124 182V183H123ZM140 182H141V180H140ZM162 182H164L165 183V180L164 181H162ZM169 181H167V183H168ZM170 182H169V185L168 186H170ZM174 182V181H173ZM213 182V181H212ZM241 182V183H242ZM180 183V182H179ZM206 183V182H205ZM217 182H214V184H216ZM227 183V182H226ZM258 183H260V184H264V179H260V180H258L257 181V184ZM186 184V185H187ZM238 184V183H237ZM256 184V185H257ZM88 185V184H87ZM92 185H90V186H92ZM158 185V186H157ZM182 185H184V184H182ZM210 185H212V184H210ZM209 185V186H210ZM236 185V184H235ZM255 185V186H256ZM85 186V185H84ZM185 186V185H184ZM212 186V187H213ZM223 186H226L225 184L223 185ZM255 186H254V188H255ZM260 186V185H259ZM188 187V186H187ZM211 187V186H210ZM227 187V186H226ZM229 187H230V185H229ZM228 187V188H229ZM234 186H232L231 188H233ZM236 187V186H235ZM244 187V186H243ZM242 187V188H243ZM15 188V187H14ZM87 188V187H86ZM192 188V187H191ZM253 188V189H254ZM258 188V187H257ZM260 188H262V187H259V191H260ZM7 189V188H6ZM78 189L79 190H83V188H81V186L80 185H78ZM92 189V188H91ZM100 189V188H99ZM124 189V188H123ZM184 189V188H183ZM193 189V188H192ZM227 189V188H226ZM225 189V191H227ZM86 190V189H85ZM85 190H83V193H84V197L87 199V202H89V204L92 206V204H93V201H94V199L96 198V197H93V196H90V194L91 193H89V192H86V191H88V189L85 191ZM95 190V189H94ZM117 190V189H116ZM223 190V189H222ZM235 190V189H234ZM242 190V189H241ZM261 190H264V189H261ZM113 191H115V190H112L111 192L112 193H114ZM118 191V190H117ZM120 191V190H119ZM122 191V190H121ZM120 191V192H121ZM139 191V192H140ZM187 191V190H186ZM185 191V192H186ZM229 191V190H228ZM236 191V190H235ZM251 191V190H250ZM255 191H257L256 189H255ZM254 191V192H255ZM1 192H3V190H1ZM99 193H100V190L98 191ZM110 192V191H109ZM125 192V191H124ZM231 192V191H230ZM229 192V193H230ZM94 193V192H93ZM95 193H97V190H96V192ZM99 193H97V194H99ZM102 195H100V198L103 200V199H105L106 197H108L109 196V193H108V189H103L102 190ZM100 193V194H101ZM115 193H116V191H115ZM160 193V192H159ZM161 193L163 194V192L161 191ZM167 192H165V194H166ZM182 193V192H181ZM223 193V192H222ZM235 192H233L231 195H233ZM241 193V192H240ZM244 193V192H243ZM246 193V192H245ZM245 193H244V195H245ZM250 193V192H249ZM30 194V193H29ZM111 194V193H110ZM118 194V193H117ZM155 194V195H154ZM197 194V193H196ZM262 194H264V193H262ZM83 195V194H82ZM115 196H116V194H114ZM228 195V194H227ZM234 195H236V193L234 194ZM233 195V197H235ZM240 195V194H239ZM27 196H28V194H27ZM27 196H26V198H27ZM31 196V195H30ZM111 196V195H110ZM158 196H159V194L157 195V198H158ZM246 196V195H245ZM253 196V195H252ZM35 197H36V195H35ZM145 197H146V199H145ZM183 197H185V195L183 196ZM224 197V196H223ZM222 197V198H223ZM227 197V196H226ZM230 197V196H229ZM232 197V198H233ZM241 197V196H240ZM239 197V198H240ZM244 197V196H243ZM242 197V198H243ZM255 197V196H254ZM31 198V197H30ZM32 198H34V194L32 195ZM31 198V200L32 201H34V199H32ZM156 198V197H155ZM220 198V197H219ZM231 198V199H232ZM245 198L246 197H244V200H245ZM252 198V197H251ZM256 198H257V196H256ZM261 198H262V196H261ZM42 198H39V205L38 206H36V203H32V201H31V203L30 202H28V201H26L25 199V201L27 202L26 204H27V206H28V208H26V209H28V210H30V218H29V216H28V218L29 219H31L33 222H34V224L35 225H37L41 220H43V219H46V218H48V216H50L49 215V211L52 209L51 208V206H52V204H51V202L50 201H47V199L46 200H41ZM86 199H85V201H86ZM97 199V198H96ZM183 199V198H182ZM217 199V198H216ZM230 199V198H229ZM247 199V198H246ZM28 200H30V199H28ZM209 200V201H210ZM240 200H243V199H241L240 198ZM253 200V199H252ZM251 200V201H252ZM24 201V202H25ZM205 201V202H206ZM209 201L207 202V205H208V203H209ZM230 201H233V200H230ZM239 201V200H238ZM238 201L236 200V201H234V202H237V203H235V204H237L238 205ZM138 202H139V200H138ZM245 202H248L247 200L245 201ZM245 202H243L242 201V203H244L245 204ZM136 203V202H135ZM200 203V202H199ZM211 203V202H210ZM242 203H241V205H242ZM25 204V203H24ZM138 204H140V203H138ZM160 204V203H159ZM170 204V203H169ZM173 204V203H172ZM206 203H203V204H200V205H202V206H204ZM234 205V204H233ZM154 206H157V204L156 205H154ZM153 206V207H154ZM160 206V205H159ZM166 206V205H165ZM202 206L200 207V208H202ZM212 206V205H211ZM231 206H232V204H231ZM236 206V205H235ZM245 206V205H244ZM139 207V206H138ZM152 207V208H153ZM208 207V206H207ZM248 207V206H247ZM157 208V207H156ZM163 208V207H162ZM165 208V207H164ZM163 208V209H164ZM179 208V207H178ZM182 208V207H181ZM181 208H179L180 210H181ZM233 208H234V206H233ZM146 209V208H145ZM157 209H159V207L157 208ZM172 209V208H171ZM205 209H206V207H205ZM207 209H210L209 207L207 208ZM246 209V208H245ZM143 210V209H142ZM148 210V209H147ZM154 210H155V208H154ZM168 210H170V208L168 209ZM177 210V209H176ZM149 211H151L152 212V209L151 210H149ZM148 211V212H149ZM157 212V211H156ZM181 212V211H180ZM236 212V211H235ZM241 212V211H240ZM145 213V212H144ZM163 213V212H162ZM162 213H161V215H162ZM244 213V212H243ZM230 214V213H229ZM160 215V214H159ZM164 215H165V213H164ZM234 215V214H233ZM151 216V215H150ZM156 216L158 217V215L156 214ZM241 216V215H240ZM160 217V216H159ZM237 217V216H236ZM238 218V217H237ZM242 218V217H241ZM243 221V220H242ZM122 222V221H121ZM118 223H120V222H118ZM17 224V223H16ZM19 224V223H18ZM24 224H28V229H31V226L29 225V224H33L32 222H27L26 221V219H25V223H24V221H21V223H20V225H19V227H21V226H23ZM122 224V223H121ZM165 224H166V222H165ZM164 224V225H165ZM120 224H118V226H116V225H114V227H113V229L115 228H118V229H116V231H115V229H114V231H113V235H111V237L112 238H116L115 240H117V238L119 237V238H122V237H120V235L121 236H123V235H125V236H127V237H131V238H133L134 237V239H135V237L136 236H130L128 233H130V231L128 230V226L126 225V224H124V222H123V224L121 225L122 227H120L119 226ZM171 225V224H170ZM174 226L173 227H175V224H173ZM15 227H17L16 225H14ZM116 226V227H115ZM162 226V225H161ZM233 226V225H232ZM2 227H5V226H2ZM180 227V226H179ZM235 227V226H234ZM242 227H244V226H242ZM18 228V227H17ZM22 228V227H21ZM165 228V227H164ZM20 229V228H19ZM89 231V230H88ZM114 233H116V234H114ZM137 235V234H136ZM113 240V239H112ZM115 240H113V244H114V241ZM119 240V239H118ZM120 241V240H119ZM124 241V240H123ZM137 241V240H136ZM135 241V242H136ZM99 242V241H98ZM129 242V241H128ZM120 243V242H119ZM131 243H132V240H131ZM139 243V242H138ZM92 244H94V243H92ZM115 244L116 245H118V243H117V241H115ZM123 244V243H122ZM133 244V243H132ZM141 243H139V245H140ZM125 245H127V244H125ZM129 245V244H128ZM127 245V246H128ZM145 245V244H144ZM143 245V246H144ZM110 246H112L111 244L109 245V247ZM130 246H131V244H130ZM130 246L128 247V248H130ZM133 246V245H132ZM108 247V248H109ZM117 247V246H116ZM120 247V246H119ZM112 247H110V249H111ZM115 248V247H114ZM127 248V247H126ZM144 248V247H143ZM229 248V247H228ZM97 250H98V248H96ZM123 249V248H122ZM131 249H133V248H131ZM171 250V249H170ZM141 251H144V250H142V248H141ZM172 251V250H171ZM262 251V250H261ZM96 252H98V251H96ZM126 252H127V254H129L130 252L129 251H127V249H126ZM138 252H139V250H138ZM235 252V251H234ZM169 253V252H168ZM237 253V252H236ZM262 253H264V252H262ZM261 253V255H262V258H264V254H262ZM95 254H97V253H95ZM138 254H140V256H141V254L142 253H138ZM169 255V254H168ZM168 255H165V257L166 256H168ZM231 255V254H230ZM140 256H138V257H140ZM104 258V257H103ZM168 258V257H167ZM169 258H171V257H169ZM262 258H260V259H262ZM101 260H103V259H101L100 258V256L98 255V256H94V255H90L89 257H86L85 258V262H82V263H84V264H101V263H103V262H101ZM239 260V259H238ZM66 264H70V263H67V262H65ZM81 263V264H82ZM262 263H264V262H262ZM34 264H35V262H34ZM77 264V263H76ZM260 264V263H259Z\"/></svg>","mask_w":264,"mask_h":264},{"label":"snow or ice","instance_id":"snow-or-ice-1","mask_svg":"<svg viewBox=\"0 0 264 264\" xmlns=\"http://www.w3.org/2000/svg\"><path fill=\"white\" fill-rule=\"evenodd\" d=\"M184 13H183V11L181 12V15H183ZM245 23H247V21H245ZM240 27H244V24L242 23L241 25H240ZM233 31H235V29H233ZM261 44L262 45H264V41H261ZM116 44H115V39H114V41H113V50H115L116 49ZM219 47H220V44H217L216 45V48L213 50V53L211 54V55H215V53H216V50L217 49H219ZM190 86H191V83H190ZM153 87H155V84L153 85ZM188 89H184V90H182V91H187ZM173 110H175V109H173ZM153 115H156L155 113L153 114ZM146 119H148V118H146ZM141 123H144V121H141ZM138 128H139V126H138ZM136 139V143H135V146H136V148H137V150L139 151L140 150V140H139V135L135 138ZM32 161H30V163H31ZM129 171H131V169H129ZM154 171V170H153Z\"/></svg>","mask_w":264,"mask_h":264}]
</instances>
